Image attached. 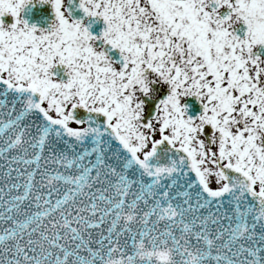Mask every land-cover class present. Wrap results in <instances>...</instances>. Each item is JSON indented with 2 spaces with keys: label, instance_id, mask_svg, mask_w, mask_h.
<instances>
[{
  "label": "snow or ice",
  "instance_id": "1",
  "mask_svg": "<svg viewBox=\"0 0 264 264\" xmlns=\"http://www.w3.org/2000/svg\"><path fill=\"white\" fill-rule=\"evenodd\" d=\"M35 3L0 0V264H264V0Z\"/></svg>",
  "mask_w": 264,
  "mask_h": 264
},
{
  "label": "water",
  "instance_id": "2",
  "mask_svg": "<svg viewBox=\"0 0 264 264\" xmlns=\"http://www.w3.org/2000/svg\"><path fill=\"white\" fill-rule=\"evenodd\" d=\"M36 7L32 5L26 6L23 11V18L31 25V24H37L38 21L36 16H33L32 13L36 12ZM49 23V22H48Z\"/></svg>",
  "mask_w": 264,
  "mask_h": 264
},
{
  "label": "flooded vegetation",
  "instance_id": "3",
  "mask_svg": "<svg viewBox=\"0 0 264 264\" xmlns=\"http://www.w3.org/2000/svg\"><path fill=\"white\" fill-rule=\"evenodd\" d=\"M33 1H35V0H33ZM48 18H44L43 20L45 21V20H47ZM100 27H102V26H98V27H94V31H96V30H98Z\"/></svg>",
  "mask_w": 264,
  "mask_h": 264
}]
</instances>
